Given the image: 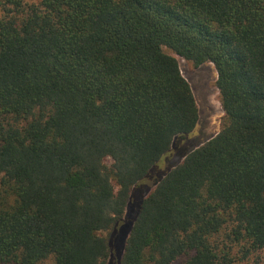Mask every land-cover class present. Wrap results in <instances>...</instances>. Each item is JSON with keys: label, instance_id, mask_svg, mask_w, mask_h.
<instances>
[{"label": "trees", "instance_id": "trees-1", "mask_svg": "<svg viewBox=\"0 0 264 264\" xmlns=\"http://www.w3.org/2000/svg\"><path fill=\"white\" fill-rule=\"evenodd\" d=\"M210 63L223 116L177 58ZM264 264V0H0V264ZM174 152V153H175Z\"/></svg>", "mask_w": 264, "mask_h": 264}, {"label": "rangeland", "instance_id": "rangeland-1", "mask_svg": "<svg viewBox=\"0 0 264 264\" xmlns=\"http://www.w3.org/2000/svg\"><path fill=\"white\" fill-rule=\"evenodd\" d=\"M177 59L181 73L189 82L199 108V121L195 130L178 140L179 152L188 153L211 139L219 131L223 112L219 102L218 90L215 86L217 74L214 66L207 63L194 68L183 59L179 57ZM175 150L177 148L174 145L172 152L157 164V168L155 172H152L151 177L134 189L124 216L113 231L103 234L109 238L110 245L107 264H120L124 242L129 235L141 199L152 190L161 178L181 162L182 155Z\"/></svg>", "mask_w": 264, "mask_h": 264}]
</instances>
